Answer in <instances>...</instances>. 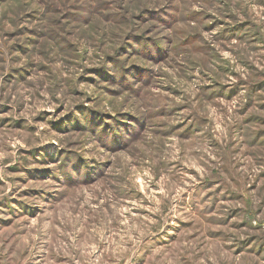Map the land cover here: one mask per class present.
<instances>
[{
    "label": "clouds",
    "instance_id": "1",
    "mask_svg": "<svg viewBox=\"0 0 264 264\" xmlns=\"http://www.w3.org/2000/svg\"><path fill=\"white\" fill-rule=\"evenodd\" d=\"M249 101L264 0H0V264H264Z\"/></svg>",
    "mask_w": 264,
    "mask_h": 264
},
{
    "label": "rangeland",
    "instance_id": "2",
    "mask_svg": "<svg viewBox=\"0 0 264 264\" xmlns=\"http://www.w3.org/2000/svg\"><path fill=\"white\" fill-rule=\"evenodd\" d=\"M209 15H211V13H209ZM190 22L191 21H189V23ZM219 23L220 24H223V23H225V20L224 19H221L219 21ZM209 27H211V26H209ZM120 28H121L120 25H114V31H116L117 33L120 31ZM9 34H10L11 37H17L18 35L19 36H22L25 33H23V32H20V33L10 32ZM136 39L139 40L140 37L137 36ZM188 46L190 47V45H188ZM16 47L21 52L24 51V49L21 46L17 45ZM192 55L195 58L199 54L194 52ZM131 59L132 60H135L136 59V56H133ZM133 66L134 67H141L140 64H134ZM88 71L89 72H92V71H99V70L98 69L89 68ZM168 74H169L168 68L166 66H162V67L159 68V76L158 77H154V78L164 79ZM101 75H103V73H101ZM185 82L186 81H184L183 78H180V84L181 85L183 83H185ZM173 83L175 84V80L173 81ZM217 83H219V81H217ZM226 86L227 85H224V87H226ZM169 87H171V86H169ZM205 87H210V85H205ZM254 87H255V90L259 91V86L258 85L257 86H254ZM146 90H150V87H149V89H146ZM181 91H182V87H180L179 85H177L176 87L173 88V93H178V92H181ZM173 93H169V98H172ZM235 95H236V90H232V92L227 97V99L230 100ZM7 110H8V108H7V106H5L4 111H7ZM244 113H247L246 119H245V123L247 125H249L250 127H253L254 128L255 125H256V122L258 120L264 119V105H261L259 107V109H257V106L253 102L249 101L248 104L246 105L245 109L241 112V115H243ZM176 115H177V110L176 109H161L157 113L158 118L162 122H165V123H170L171 121H173L175 119ZM170 127L173 130H177V129H180L182 127V125L180 123H170ZM190 127L191 126H189V128ZM16 130H18V131L20 130V128H19V122L17 124V129ZM181 137L185 141L190 140L191 137H192V133H190L188 131V129H185L184 133L181 134ZM253 144H254V142H253ZM22 151H23V149H22ZM46 169H47V165L42 166L40 169L36 170V172L32 176V178H34L37 181H39L41 178H43V173H44V171H46ZM17 179H19V176H17ZM30 191L31 192H36V191H38V189H31V190L25 189L24 190L25 193H28ZM232 200H233V198H229V199L224 200L225 206L230 201H232ZM235 211H237V210L234 209L233 212H235ZM183 223H185L186 225H188L189 227H191V222L190 221H185ZM226 224H227V221L226 220L225 221H217V222H209L208 223V226H207L209 239H215V238L219 237L223 233V230H224Z\"/></svg>",
    "mask_w": 264,
    "mask_h": 264
}]
</instances>
